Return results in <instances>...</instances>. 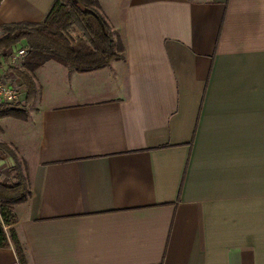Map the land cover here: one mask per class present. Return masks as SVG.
I'll use <instances>...</instances> for the list:
<instances>
[{"label":"crops","instance_id":"obj_1","mask_svg":"<svg viewBox=\"0 0 264 264\" xmlns=\"http://www.w3.org/2000/svg\"><path fill=\"white\" fill-rule=\"evenodd\" d=\"M52 1L0 0V25ZM96 1L121 56L48 59L27 118L0 116L26 263L264 264V0ZM14 160L0 150V183Z\"/></svg>","mask_w":264,"mask_h":264},{"label":"trees","instance_id":"obj_2","mask_svg":"<svg viewBox=\"0 0 264 264\" xmlns=\"http://www.w3.org/2000/svg\"><path fill=\"white\" fill-rule=\"evenodd\" d=\"M69 25H73L79 34L65 33L63 28ZM0 28V50L20 40H24L26 48L21 65L14 67L25 87L23 102L19 106L0 104V116L27 118L26 106L37 91L32 71L48 59L77 71H87L107 65L111 59L121 56L120 44L98 11L96 0H53L42 20L7 23ZM0 149L14 157L16 169L15 182L0 183V247L11 244L18 264H27L12 224L15 221L14 205L29 194L28 181L22 162L16 160L11 148L0 142Z\"/></svg>","mask_w":264,"mask_h":264},{"label":"built area","instance_id":"obj_3","mask_svg":"<svg viewBox=\"0 0 264 264\" xmlns=\"http://www.w3.org/2000/svg\"><path fill=\"white\" fill-rule=\"evenodd\" d=\"M25 52V46L14 47L8 64L19 65ZM5 70L6 66L0 62V104L19 106L23 102L22 88L20 84L12 82L11 77L7 78Z\"/></svg>","mask_w":264,"mask_h":264},{"label":"rangeland","instance_id":"obj_4","mask_svg":"<svg viewBox=\"0 0 264 264\" xmlns=\"http://www.w3.org/2000/svg\"><path fill=\"white\" fill-rule=\"evenodd\" d=\"M64 27H65V29L63 28L64 32L67 33V34H69V35H71V36H76L77 34H79V32L76 30V28L73 25H69L67 27L64 26ZM6 75H7V78L8 77H11L10 79H11L12 82L15 81L16 83L20 84V86H22L21 87L22 90H25L24 84H23L21 78L16 75V73L14 71V68H10V73H8ZM13 77H16V78H14V80H13ZM0 150H2V149H0Z\"/></svg>","mask_w":264,"mask_h":264}]
</instances>
